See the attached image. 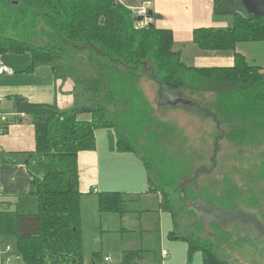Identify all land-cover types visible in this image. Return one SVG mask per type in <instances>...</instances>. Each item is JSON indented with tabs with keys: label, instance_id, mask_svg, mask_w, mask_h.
Masks as SVG:
<instances>
[{
	"label": "trees",
	"instance_id": "16d2710c",
	"mask_svg": "<svg viewBox=\"0 0 264 264\" xmlns=\"http://www.w3.org/2000/svg\"><path fill=\"white\" fill-rule=\"evenodd\" d=\"M221 3L222 0H216V14L231 11H223ZM237 10L231 11L232 20L228 26L199 27L193 32V41L199 49L233 51L234 64L198 67L187 64L181 50L175 49L171 29L157 27L155 23L137 27L138 18L120 1L0 0V55L29 53L31 63L24 71L32 72L39 64H49L56 75H61L59 65L54 62L53 47L37 44L30 34L22 31V25L30 24L32 17L46 20L53 29L49 34L51 38L66 37L61 42H70L75 49L80 44L82 50L91 46V52L107 58V61L96 62L102 71L107 70L105 74L100 72L84 79L88 86L83 91L89 96L81 97L79 105L62 110L55 104L31 103L16 97L18 107L25 109L34 120L36 150L22 154L27 157L33 177L32 193L37 197L38 211L25 215L2 212L0 235L16 236V249L26 264H85L78 155L82 150L95 148V133L101 126L117 130L118 150L138 151L129 136L107 117L109 112L100 96L101 93L108 94L111 86L115 91L121 86L125 105L130 103V90L141 103L143 98L135 90L134 83L130 84V90L123 89L126 80L134 79L130 74H135L133 71L137 72L140 67L153 70L154 78L175 96H183L185 90L191 93L216 90V122L222 137L231 143L246 145L258 142L260 138L264 140V65L250 63L245 54L237 51L239 43L264 41V16ZM65 47L66 44L60 45L58 51L66 52ZM89 58L94 61L90 55ZM62 75L71 76L77 86L82 85L72 75ZM91 93L94 96H90ZM83 114H88L89 118L82 117ZM152 116L153 112L145 111L139 116L140 122L154 124ZM1 126L5 131L4 125ZM165 183L162 180L160 186ZM193 187L197 185L189 182L187 187L181 188L176 199L166 193V187H160L165 206L177 224L179 213L185 210L196 216L200 231H206L209 225L221 235L225 217L232 221L236 216L227 217L221 207L214 205L211 210L200 204L197 199H203V195L199 191L188 193L187 188ZM131 201L124 192H102L98 195V208L100 214L124 215ZM200 231L184 232L181 236L189 244V256L201 251L203 264H222L213 248L214 242L202 236ZM148 255H151L149 249H126L121 264H139ZM90 256L92 264L103 261L100 251H93Z\"/></svg>",
	"mask_w": 264,
	"mask_h": 264
},
{
	"label": "rangeland",
	"instance_id": "374dc122",
	"mask_svg": "<svg viewBox=\"0 0 264 264\" xmlns=\"http://www.w3.org/2000/svg\"><path fill=\"white\" fill-rule=\"evenodd\" d=\"M243 3V0H222L220 6L223 11H236L239 8L237 11L244 14L253 13ZM231 11L215 13V25L227 24V20L231 23ZM45 21L42 17H32L30 24L22 25V31L30 34L37 44L53 47L54 62L60 67L59 74L72 75L80 80L82 85L78 86L79 94L84 97L87 94L83 88L88 86L84 79H90L91 75L97 76L100 72L105 74L107 70L102 71L101 65L98 67L96 62L107 61V58L91 52V46L82 50L80 44L75 49L70 42H61L66 37L55 36L52 41L49 34H52L53 29ZM63 44L67 45V51L60 53L58 49ZM237 50L247 53L250 63L264 65V41L242 42L238 44ZM89 55L95 62L89 60ZM188 58L192 60H187V63H196V55ZM1 62L12 70H19L31 63V55L8 53L1 55ZM133 73L130 78L134 79L126 80L123 89L130 90V84L134 83L135 90L143 98L141 103L130 90V103L125 105L121 86L116 91L112 89L113 86L109 87V95L101 93L100 98L109 112L107 117L115 121L120 131L137 145V152L149 170L153 190L164 195L160 187H166V193L176 199L177 194H181V188L193 182L197 187L187 190L188 193L197 190L203 195V199H197L200 204L211 210L218 206L227 217L236 216L232 221L225 217L222 223L224 232L220 235L214 226L209 228L208 225L206 231H200L196 216L184 210L178 217L182 225L180 233L200 231L202 236L214 242L213 248L222 264H264V140L260 138L258 142L238 145L222 137V130L220 134V126L215 118L216 90L194 93L185 90L183 96H175L172 91L161 86L149 67H140ZM145 111L153 112L154 124L140 122L139 116ZM101 128L103 126L98 127ZM154 132L156 135H153ZM162 180L166 183L160 186ZM139 206L144 208L145 204L139 202ZM89 218L90 214H87L84 222L86 257L90 249L98 246L93 242L91 229L87 228ZM163 223L165 227L170 226L168 215L164 217ZM103 239L108 245L114 243L110 231L105 232ZM114 261H117L116 257Z\"/></svg>",
	"mask_w": 264,
	"mask_h": 264
},
{
	"label": "crops",
	"instance_id": "0c3cea01",
	"mask_svg": "<svg viewBox=\"0 0 264 264\" xmlns=\"http://www.w3.org/2000/svg\"><path fill=\"white\" fill-rule=\"evenodd\" d=\"M195 1L120 0L134 13L138 7L151 2L150 12L155 16L154 23L157 27L173 31L174 47L181 50L185 62L192 60L188 57L194 58L196 55V63L187 64L198 67L233 65V51H204L194 43L193 32L196 28L226 27L230 24L227 20V24L215 25L216 0ZM237 51L245 54L249 60L247 53ZM200 53L205 55L199 56ZM25 68L0 74V124L6 128L0 133V232L2 212L25 215L38 211V200L32 193L33 177L26 162L27 157L22 154L36 150L34 120L25 109L18 107L16 97L31 103L55 104L62 110L79 105L83 99L74 79L56 75L51 65L39 64L32 72L24 71ZM3 115L8 117V122L1 121ZM82 117L89 118V115L83 114ZM95 137V148L82 150L78 155L84 243V222L86 215L90 214L87 228L91 229L93 242L98 245L96 249L89 250L85 264H92L90 254L93 251H100L103 255L101 264H121L124 250L139 248L151 252L139 264H156L162 250L169 251L163 264H203L201 251L189 256V244L181 237L184 233L179 230L182 225L176 223L165 206L164 195L153 190L149 170L140 153L118 150V132L114 127L104 126L96 130ZM113 191L124 192L132 199L128 212L124 215L100 214L98 195ZM139 202H143L145 207H140ZM190 207L188 204L189 210ZM166 215L170 218L169 227L163 223ZM106 231H110L114 237V243L110 245L103 239ZM16 241L15 235H0V243L13 248L14 264H26L16 249ZM106 257L111 260L106 261ZM115 257L117 261H114ZM0 264H4L1 259Z\"/></svg>",
	"mask_w": 264,
	"mask_h": 264
},
{
	"label": "built area",
	"instance_id": "2783aa9c",
	"mask_svg": "<svg viewBox=\"0 0 264 264\" xmlns=\"http://www.w3.org/2000/svg\"><path fill=\"white\" fill-rule=\"evenodd\" d=\"M120 1V0H117ZM150 7H151V2H147L145 5H142L140 7H138L135 11V16L137 18L141 17V20H138V24L137 27H145L147 25H149L150 23H154L155 21V16H153L150 13ZM12 72V68H10L9 66L3 64L1 62V56H0V74L3 73H11ZM0 100H2V98L0 97ZM1 121L2 122H8V117L6 115L1 116ZM4 132V128L3 126H1L0 124V133ZM95 189V187H94ZM2 207V204L0 202V208ZM12 246L10 245H3L2 243H0V259L4 262V264H14V256L11 253L12 252ZM169 256V251L168 250H162L161 254H160V261H158L156 264H163L162 262L168 258ZM106 261L111 260L110 257H106L105 258Z\"/></svg>",
	"mask_w": 264,
	"mask_h": 264
},
{
	"label": "water",
	"instance_id": "95a60500",
	"mask_svg": "<svg viewBox=\"0 0 264 264\" xmlns=\"http://www.w3.org/2000/svg\"><path fill=\"white\" fill-rule=\"evenodd\" d=\"M243 2V4L248 5L247 7H249L253 11L251 15L264 16V0H243ZM138 20H141V17H139Z\"/></svg>",
	"mask_w": 264,
	"mask_h": 264
}]
</instances>
